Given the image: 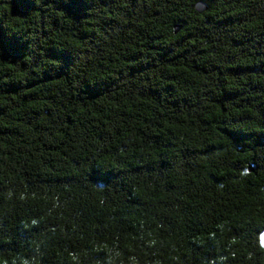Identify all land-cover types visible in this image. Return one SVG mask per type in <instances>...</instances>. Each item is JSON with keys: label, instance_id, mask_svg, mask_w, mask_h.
Here are the masks:
<instances>
[{"label": "clouds", "instance_id": "obj_1", "mask_svg": "<svg viewBox=\"0 0 264 264\" xmlns=\"http://www.w3.org/2000/svg\"><path fill=\"white\" fill-rule=\"evenodd\" d=\"M0 264H264V0H0Z\"/></svg>", "mask_w": 264, "mask_h": 264}]
</instances>
